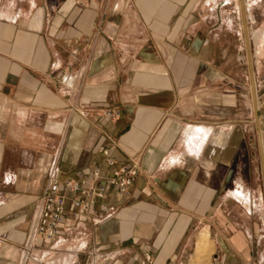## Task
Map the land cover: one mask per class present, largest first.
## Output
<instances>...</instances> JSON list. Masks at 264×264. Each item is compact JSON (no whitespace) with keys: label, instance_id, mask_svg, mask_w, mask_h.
Returning <instances> with one entry per match:
<instances>
[{"label":"crops","instance_id":"0c3cea01","mask_svg":"<svg viewBox=\"0 0 264 264\" xmlns=\"http://www.w3.org/2000/svg\"><path fill=\"white\" fill-rule=\"evenodd\" d=\"M258 59L264 0H0V264H193L203 230L206 264H253ZM109 160L138 162L129 194L40 237L48 177L97 189Z\"/></svg>","mask_w":264,"mask_h":264},{"label":"built area","instance_id":"2783aa9c","mask_svg":"<svg viewBox=\"0 0 264 264\" xmlns=\"http://www.w3.org/2000/svg\"><path fill=\"white\" fill-rule=\"evenodd\" d=\"M71 81L70 75L62 77V82L67 85L71 84ZM103 115L109 120H114L120 114L116 110L109 109L105 110ZM108 163L113 167V171L102 181L97 189L88 186L80 179L61 178L57 174H51L48 177L35 226V232L40 237L50 239L57 235L66 213L68 199L72 200L74 207L77 209H89L96 199L104 198L111 189L129 194L130 186L139 173L138 162L131 161L128 164H120L118 166H116V161L114 160H109ZM77 215L78 213L75 212L74 216ZM139 264H153L151 256L147 254Z\"/></svg>","mask_w":264,"mask_h":264},{"label":"rangeland","instance_id":"374dc122","mask_svg":"<svg viewBox=\"0 0 264 264\" xmlns=\"http://www.w3.org/2000/svg\"><path fill=\"white\" fill-rule=\"evenodd\" d=\"M262 11V9H259V14ZM262 13V12H261ZM239 16V15H238ZM236 25L239 27V23L238 21L240 20L239 18L236 19ZM247 21V20H246ZM245 22V21H244ZM243 25H247V22H245ZM240 38V36H239ZM244 42V41H243ZM243 44V43H242ZM243 46V45H242ZM257 56H259L258 52H257ZM258 74H259V92L257 95V107H258V117L259 120L262 122H264V60H260L258 59ZM255 145V143H254ZM256 159H255V163L252 164V178H245L243 179L244 181V191L245 193H251V204H252V210H256L254 212V218L255 220H258L259 222H261V232L260 235L263 237V243H261V251L258 252L257 257L255 259V261L253 262V264H264V180H263V176H262V164H261V158L259 155V150L256 151ZM248 171V168H247ZM246 197V196H244ZM209 238V237H208ZM209 241V240H208ZM209 242L208 244L205 246V248L203 250H199V257L193 260V264H206V260L204 257H206L209 254ZM209 259V258H208ZM212 261V260H211ZM259 261V262H258Z\"/></svg>","mask_w":264,"mask_h":264},{"label":"bare ground","instance_id":"6f19581e","mask_svg":"<svg viewBox=\"0 0 264 264\" xmlns=\"http://www.w3.org/2000/svg\"><path fill=\"white\" fill-rule=\"evenodd\" d=\"M208 231L203 230L200 232L198 237V250H203L205 246L208 244Z\"/></svg>","mask_w":264,"mask_h":264},{"label":"water","instance_id":"95a60500","mask_svg":"<svg viewBox=\"0 0 264 264\" xmlns=\"http://www.w3.org/2000/svg\"><path fill=\"white\" fill-rule=\"evenodd\" d=\"M245 27H246V24H245ZM253 99H254V104H255V106H257V98H256V94H255V92H253ZM262 172H264V162H263V171Z\"/></svg>","mask_w":264,"mask_h":264}]
</instances>
